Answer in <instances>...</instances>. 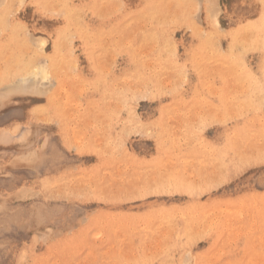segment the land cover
Wrapping results in <instances>:
<instances>
[{"label": "rangeland", "instance_id": "1", "mask_svg": "<svg viewBox=\"0 0 264 264\" xmlns=\"http://www.w3.org/2000/svg\"><path fill=\"white\" fill-rule=\"evenodd\" d=\"M0 264H264V0H0Z\"/></svg>", "mask_w": 264, "mask_h": 264}, {"label": "bare ground", "instance_id": "2", "mask_svg": "<svg viewBox=\"0 0 264 264\" xmlns=\"http://www.w3.org/2000/svg\"><path fill=\"white\" fill-rule=\"evenodd\" d=\"M8 1H9V0H8ZM10 12H11V11H10ZM7 14H9V13H7ZM41 47H42V46H41ZM44 60H45V59H44ZM31 61H32V60H31ZM33 64H34V63H33ZM6 115H7V116H5V118L8 117V114H6ZM18 152H19V151H18Z\"/></svg>", "mask_w": 264, "mask_h": 264}]
</instances>
